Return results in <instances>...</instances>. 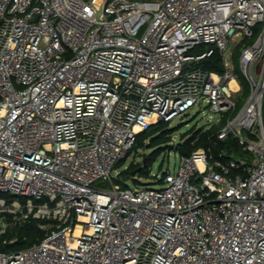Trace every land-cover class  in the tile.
Returning a JSON list of instances; mask_svg holds the SVG:
<instances>
[{"label":"built area","instance_id":"2783aa9c","mask_svg":"<svg viewBox=\"0 0 264 264\" xmlns=\"http://www.w3.org/2000/svg\"><path fill=\"white\" fill-rule=\"evenodd\" d=\"M216 50L222 72L198 64ZM196 105L244 156L201 146L159 186L97 184ZM0 192V247L44 230L0 264H264V0H0Z\"/></svg>","mask_w":264,"mask_h":264},{"label":"trees","instance_id":"16d2710c","mask_svg":"<svg viewBox=\"0 0 264 264\" xmlns=\"http://www.w3.org/2000/svg\"><path fill=\"white\" fill-rule=\"evenodd\" d=\"M250 41L251 39H244L240 41L233 47L232 51L233 61L235 64V73L239 77L243 92L245 94H248L249 84L239 67L238 56L242 46ZM198 64L209 70H216L219 72L224 70L223 57L218 50H216L213 54L202 58ZM169 123V120H159L158 122L151 124L147 129L139 132L133 147L131 150H129L128 154L123 160H125L131 152L138 150L139 147L148 146L154 147V149L142 160V162L140 161L130 163L127 168L122 170V175L128 176V174L131 173L133 169L139 166L141 167L138 172L146 175L150 174V165L152 164L155 156H157V154L161 153L163 150L165 151L167 148L173 147L171 144L173 138V128L169 127ZM220 126L221 124L214 125L206 130L202 128H196V130H192V132L190 131L191 133L188 137L183 138L178 142L176 149L181 154H190L193 150L203 146L206 147L209 152L212 151L215 156L225 157L226 155L228 156L230 153H233V151V155L236 157L244 156L245 153L243 152L236 138L229 136L225 139H220L218 137L217 133ZM147 139L148 141H146ZM222 149H226L229 154L221 153ZM0 195L8 196L7 193L3 192H0ZM38 222V218H32L24 224H18L9 228L2 237L10 239L16 236L17 239L13 242L1 243L2 246L0 249H17L40 241L44 235V230L40 228Z\"/></svg>","mask_w":264,"mask_h":264},{"label":"rangeland","instance_id":"374dc122","mask_svg":"<svg viewBox=\"0 0 264 264\" xmlns=\"http://www.w3.org/2000/svg\"><path fill=\"white\" fill-rule=\"evenodd\" d=\"M236 44L233 43L232 47ZM203 46H197V49ZM233 49H229L226 52V55L229 59H233L232 56ZM242 97L237 100V105L240 107L244 98H246L247 94L243 91L241 92ZM211 115V116H210ZM221 117L220 113L211 112L209 107L206 105L202 106H193L190 109V112L184 114L182 116H176L169 123V127L173 128V138L171 144L173 147L167 148L165 151L163 150L161 153L155 156L152 164L150 165V174H142L137 172L136 177L131 173L128 174V178L124 180V175H118V171H122L125 168V165H129L132 162H142V160L150 154L154 147L142 146L139 147L138 150H134L129 154V156L120 161L112 170V180H99L97 184L99 186L111 188L112 183H119L124 187H136V186H144L146 184H153L154 186H159L160 182H157V174H160L164 169L169 168L172 171H175L181 160V153L176 149L178 142L183 138H186L190 135L192 130H196V128L209 129L212 126L218 123V118ZM191 131V132H190ZM148 141V139L146 140ZM234 153V151H233ZM142 164V163H141Z\"/></svg>","mask_w":264,"mask_h":264},{"label":"water","instance_id":"95a60500","mask_svg":"<svg viewBox=\"0 0 264 264\" xmlns=\"http://www.w3.org/2000/svg\"><path fill=\"white\" fill-rule=\"evenodd\" d=\"M140 167H141V166H139V167L133 169V170L131 171V174H132V175H136L137 172L139 171ZM127 178H128V176H124V180H126Z\"/></svg>","mask_w":264,"mask_h":264},{"label":"bare ground","instance_id":"6f19581e","mask_svg":"<svg viewBox=\"0 0 264 264\" xmlns=\"http://www.w3.org/2000/svg\"><path fill=\"white\" fill-rule=\"evenodd\" d=\"M231 84H232L233 86H235V87L237 86V83H236L235 80H232V81H231ZM77 232H79V229L77 230Z\"/></svg>","mask_w":264,"mask_h":264}]
</instances>
